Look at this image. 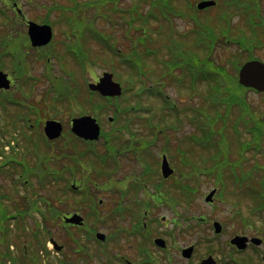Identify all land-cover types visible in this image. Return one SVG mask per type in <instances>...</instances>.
<instances>
[{"label":"rangeland","instance_id":"obj_1","mask_svg":"<svg viewBox=\"0 0 264 264\" xmlns=\"http://www.w3.org/2000/svg\"><path fill=\"white\" fill-rule=\"evenodd\" d=\"M33 1L34 2L39 1V3H37V5H35L33 3ZM69 1L68 0H32L31 1L32 5H29L27 8V12L30 16L29 18L32 17V18H34L33 20H39V19L44 20V19L48 18L51 21H56L57 20V18H56L57 13L52 10L53 6L56 4V2H57V5L64 4V5L69 6L71 3ZM76 1L78 2L77 4L83 3L84 5H87V7H89L90 5H93L94 10L97 8L100 11L101 9L108 8L107 7L108 4L106 3L108 0H76ZM111 1H115V0H111ZM136 1H139V0H119V1L116 0V2L121 4L120 7L123 9H127V8L131 7V4L133 2H136ZM262 3H263V9H264V0H262ZM110 6H111V3H110ZM177 10L182 11V10H184V7H180V9L178 8ZM205 13H208L207 16H209L210 18H215L218 11L210 10V11L205 12ZM263 17H264V11H263L262 18ZM216 18L218 19L219 17L217 16ZM220 19H222V18H220ZM185 21L189 22L188 20H185ZM187 22H184L183 20L176 18L175 26L178 29V31L186 32L188 29V26H190V23H187ZM101 24L103 25V27L106 31L112 30L110 28V25H108L106 21H105V23L99 22L97 27L101 28ZM234 25H237V27H240L239 34H241V35L243 34L242 38H244V35H245V38L250 37L247 39H251V37H253L255 40L257 38V36H262L261 32H260V34L257 33V31H258L257 27H252L250 25L245 24V22L242 20V18H240V16L238 14H237V17H235V20L234 19L232 20L231 29L234 28ZM166 27L167 28L171 27L173 29L172 24L167 25ZM166 27H165V29H166ZM62 28H64L63 25L56 24L55 36H54L55 38H54V41L51 45L52 48L54 47L53 48L54 50L61 48L63 41L65 40L64 36L62 34ZM225 28L229 30L230 26L228 25L224 28H221L220 31H222ZM118 30H120V31L118 32ZM241 30L244 33H242ZM254 32L257 35H254ZM112 34H114L116 36L115 38L118 39V41L120 43L123 42L122 41L123 39L121 38L122 37V29H117V30L114 29ZM86 45L91 49L92 56H99L101 59L102 51L99 49L100 46L98 43H96L95 41H93L90 38H87ZM246 46H249V42H246ZM192 48H194V47L192 46ZM217 52L220 55H226V54H224L226 52H225V49H223V48H220ZM255 54H257L258 56L261 57V59L264 60V48H261V50H258L257 53H255ZM103 59L97 60V63L100 64ZM52 62H53V67H54L52 69V73L60 75L59 65L54 60H52ZM71 65H73L72 61L66 63L65 68L67 70H69ZM42 66H44V60H40V58L35 59L34 57L30 56V66H29V70H28V72L30 74L32 73L33 76H34V74H37V76H39L41 74L40 72L43 70ZM33 69H35L34 72H33ZM87 70H88V67H86L85 69H81L80 72L74 71L73 73H69V72H66L62 69L63 75L60 78H62L65 82H68V84H70V85H72V84L77 85L79 87V91H82V92L84 91L86 93V91H85L86 88H83L84 78L82 77V74L87 72ZM89 71H90V73L87 74V80H92V79H96L97 76H100L103 71H107V68H104V66L99 65L96 68L95 67L92 69L89 68ZM45 81H46L45 79H43V80L37 79L33 83L34 88H36L34 91V94H32L34 96H30L31 97L30 101H32L33 103L34 102L39 103L40 106L42 107V109L43 108L45 109L44 104L46 105V110H44V114L49 113L51 110H54L50 106L47 107L48 104H46L44 102L45 92L51 86L50 85L51 83H49L47 81L49 84H46ZM28 86L30 87V83H28ZM137 87L138 86L133 85V88L131 90H129L128 95H130V93L133 94ZM164 89H165L164 92L167 95H169L171 97V99L174 98L175 100H177L179 107H181L182 104H184V105H186V104L196 105V103H198L197 99L188 98L189 94L186 91H183V90L178 91V90L174 89V87H170L167 85L164 86ZM202 91H206V88L204 86H202ZM30 92L32 93V91H30ZM50 95H52V93ZM53 95H54V93H53ZM39 97H41V99H39ZM38 99H39V102H38ZM68 99H70V98H68ZM247 100L250 103L260 104L262 109L264 110V95H257V94L250 93ZM66 101L68 103L72 104L73 106L76 104V102L72 99H70L69 101L66 99ZM133 102H135V101H133ZM144 103L151 104L148 101H145ZM152 104H151V106L153 107ZM161 108H162V106H159V109H158V105H157L155 108V111L159 112V113H163L164 115H166L168 110H162ZM58 112L52 113V115L53 116L55 115V117L57 119L61 118L63 120H66V118L69 117V114H72L74 112V110L69 111L67 114H65L62 109L58 108ZM107 113H108L107 115H105V114L100 115V118H99V119H101V121H100L101 124L104 126V131H110L111 130V129H109L110 125L106 124V123H107V117L111 116L112 111L108 109ZM74 114L78 115L80 113L77 111V113H74ZM45 115L49 116L48 114H45ZM258 115H259V113H258ZM154 121H155V118H154ZM203 121H204V124H206L214 132L213 135L209 138H207L208 134H206V138L204 140V142L207 145H210L211 147L205 148V147H202L201 145H197V144H191L190 146L186 147L184 133L190 132V134H192V133L196 132V128L194 126L192 128L191 125L189 126V125L185 124L183 126V128L180 129V131H178L174 135L175 141L177 143L183 145V148H185V149L187 148V150H188L183 156L178 158L179 163L184 162V163L188 164L189 166H197L200 164V162L213 159L215 155L218 156L219 153H222L226 150H228L226 152V156H235L236 155V151L233 152L231 150H234V148L236 147L237 140L234 139V137L231 135V133L229 136L226 133H224L227 124L229 122L230 123L232 122L229 115L226 114L225 112H218V113L213 112L212 114L207 113V115L202 116V121L198 119L197 123L203 124ZM217 121L222 122V127H220L219 123L215 124ZM146 124H147V122L145 120H141V122L139 123L138 120L133 119V121L130 122V127H131L130 132L126 131L123 134L122 133H119V134L123 137L124 136L130 137V134L136 135L138 133L141 135L148 134L147 129L143 126V125L147 126ZM224 127H225V129H223L221 131L220 129L224 128ZM155 132H158V131L156 130ZM207 132L208 131H206V133ZM169 134H170V132H169ZM129 137H126V138L128 139ZM38 143H39L40 147L43 144L41 140H39ZM157 143H159V142H157ZM157 143L154 147H152V150L154 151V154H155V160H156V163L154 164L155 167H157V166L159 167V154H160L159 152H160V148H161V146H157ZM79 145L81 146L83 144L79 142ZM79 145H78V147H79ZM99 148H100V150H103L102 144H99ZM43 149L44 150H41V151L44 153L46 150V147H43ZM4 151H5V149H4ZM173 152H175V149L173 150ZM30 156H32V155H30ZM118 159L120 162V168L114 174V176H113L114 179H120V178L125 177L126 182L133 180L132 179L133 176L129 175L131 173V171L132 170L139 171L141 169L138 164H134V162H136L134 159V156L131 153L123 154V155H120L118 157ZM36 164H37V161H35L33 159L29 161V166L32 168H35ZM156 164H157V166H156ZM172 165H174V164L171 163V166ZM172 167L174 168L175 165ZM82 173H86V172H82ZM82 173L79 171V173L77 172V175H76L77 178L80 179L81 182H83L82 179L85 178V175H86V174L84 175ZM132 173H134V171ZM91 174L92 173H90L88 176H90ZM94 181H96L97 183H100V184L102 183L101 179L94 178ZM173 181L174 180L166 181V186H171L173 184ZM0 184L4 185V191L10 190L8 181L4 175L0 177ZM212 187H213L212 181H210L207 177H200L199 178V181L197 184L198 191L194 196L195 199L193 202L195 204V206H193V209L190 208V210H189L190 216H192L194 218H201V217L204 218V222L200 221V223H198L199 224L197 226L198 231L197 230H193V231L188 230V231H183V233H178V231L174 229V233L178 239V243L175 242V244L177 246H183L186 244H195L196 245L197 251H196V256L194 257L195 258L194 260L198 259V255L204 253V248L209 246V244L212 245L214 251L217 249V247H223L224 253H221L219 251L215 252V255L217 257H223V256L227 255L228 251L230 250V247L226 243L228 242V240L234 234L235 231L238 233H239V230L241 231V227H240L239 223L237 221H233V220L231 221L230 220L232 217V213H233L232 201H229V200L222 201V200L218 199L214 202L213 205H208L207 203L204 202L202 195L206 194L209 190H211ZM88 188H93V185H89ZM93 192H95V191H93ZM97 193H98V195H101L106 200V202H108L110 200V197L112 196V193L109 191L106 192V191L101 190ZM14 194H15V196H14L15 199H19L20 195H18L17 193H14ZM44 195L54 196V194L52 193V190L50 188H48V189L45 188V189L41 190V196H44ZM30 196H31V199L34 197L32 195H30ZM155 196H156L155 199L157 201L166 205L167 207L172 209L175 213H177L176 211H177L178 207H180L181 205L184 204V201L182 199H180L181 197L176 195V194L168 195V194L164 193L163 191H160L159 193H155ZM14 197H13V199H14ZM229 198L233 199V196H229ZM249 203H251L250 197L245 198L243 201L241 200V205L244 208V211L247 213H248L249 206H247L246 204H249ZM8 205H9V207H11L9 203H8ZM20 207L23 209L25 207V205L21 202V204L19 205V208ZM169 208H166L165 206L161 205V207L158 210H156L155 213H153L154 215H157L158 217L164 216L166 218V220L164 221L165 230L163 233V236L165 237V239H166V236L164 234L168 233L169 231L172 232L173 225H172L171 221L176 218V215ZM23 210H26V209H23ZM178 210H179V215L182 218H185L187 216L186 213L184 212V211H187L186 208H185V210H183L182 208H179ZM205 218H206V221H205ZM213 220H217V221L221 222L222 224L224 223L223 225H225V229H226L225 232H221L218 235H215L213 233L211 226H210ZM39 221H40L39 218L33 214L31 216L24 218L23 223H24L25 227L28 228V232H30V231L32 232V230L34 228L33 223L34 222L36 223ZM192 222H193V220L191 221V223ZM16 226H17V228L23 230V228L17 222H16ZM107 226H112V223L107 224ZM99 227L103 228L102 225H99ZM50 228L52 231H54L56 228L55 224L53 223L52 226H50ZM152 228H155V230L160 231L159 225H156L155 227L153 225ZM195 229H197V228H195ZM12 230L13 231L11 232L12 233L11 238L14 241V250L13 251L15 252V256L19 257V259H20L19 263L24 264V262H22V261L27 259L28 255H32L33 251H36L35 245L37 242L33 238H31L30 236L27 240L26 235H22L20 232L15 230V226L12 228ZM217 236L219 237L218 239L216 238ZM55 237H56V234H55ZM259 237L264 239V237H262V236H259ZM134 242L135 241H133V243ZM218 244H219V246H218ZM25 245H27L26 246L27 251L24 254V248H25L24 246ZM171 248L172 249H170V256L171 257L173 256V264H185V262L183 261V259L181 258L180 254H179L180 252L177 251V248H174V247H171ZM46 249L48 252H50L49 255H51V259L53 260V258H55L56 255L54 254L53 247H51L50 243L46 244ZM129 249L133 250V247H132V245H129V241H126L125 244L122 245V247L119 250L126 252V250H129ZM252 250L253 249L250 248L249 250L246 251V254L247 255L251 254L253 252ZM261 251L264 252V243L260 247V253H261ZM40 254L42 255V251H39V255ZM159 256H160V253H158V257ZM45 257L46 256H44V258ZM186 264H189V263L186 262ZM219 264H222V263H219Z\"/></svg>","mask_w":264,"mask_h":264},{"label":"trees","instance_id":"obj_2","mask_svg":"<svg viewBox=\"0 0 264 264\" xmlns=\"http://www.w3.org/2000/svg\"><path fill=\"white\" fill-rule=\"evenodd\" d=\"M148 2L149 0H141L139 2L141 5L140 9H138L137 5H135L129 9V11L126 12L125 17H123L129 22L130 27L132 29H136V31L131 33L129 32L130 35L127 37L131 46L130 52L124 55L122 58H114L117 59L118 62L124 63V66L128 67L130 74H134L138 78V87L133 94L130 93V95L126 97L127 103L130 105L128 104L129 106L123 108L122 110L116 107L115 115H120L125 109L127 113L132 114V118H134L135 115L138 116L149 113L150 111L145 108H141L139 103L141 100L142 102H151L153 98L150 96H158L161 98L163 100V106L166 108L170 104L168 96L163 94V91L165 90L163 87L166 86V84H162V80L166 81L167 83L174 82L172 85L177 89H184L195 82L204 81L208 85L211 84L214 88L216 86L217 90L220 92L219 93L215 88L218 94L217 99L219 101L227 103L229 106L236 104L239 100V96L236 92L233 93L230 87L234 78L233 75L236 73L238 65L241 64L242 60L255 58L254 56H256V54L254 49L259 48H254L252 51L251 49L244 50L240 47L242 43L238 42L232 52L227 51L224 53L226 55L218 54L217 51L219 50V47L217 46L220 44L221 39L219 38L216 43V32L220 33L221 28H224L227 24V20L216 18L217 16L219 17L220 13H222L224 10L222 7L221 10H219V8L215 9V11H218L215 18H210L206 13L201 16L202 18L200 19L199 23L197 20L194 21V31L196 34L195 40L197 45V47L194 46L196 47L194 50H192V47H190L187 43L188 41L191 43L193 42L192 35L189 34L191 38L189 35H186L187 37L185 40L183 38L174 39L172 46L167 47L165 54H162L159 51L161 48H156V45H154L158 39L156 40V37L151 35V31H158V33L161 34V37L164 35L165 31L163 32L161 30V28L164 27L163 19L160 13L164 14L166 12V8H168L169 5L168 2H166L158 7V4L151 3L150 7L146 8ZM106 3L108 4L109 1ZM105 10L106 8L101 9L100 11ZM233 10H236L234 5ZM227 11H225L224 14H226ZM239 30L240 27H237L234 31L232 30V32L235 34L234 36L231 34L230 28L229 36L231 38L238 39L240 37ZM226 33V30L222 31L223 36H226ZM179 36L183 37L184 35L180 34ZM223 38L224 37H222V39ZM227 43H231V41L229 40ZM140 46H142L145 50H147L149 47L157 49V54L154 56H156L155 58L158 60L159 68L161 70L159 73L160 83L158 85H148L147 87L141 82L139 78L140 76H145V72L143 71L145 69V64L143 65V61L145 62L146 58H150L148 51L146 54H144V56L138 52V48ZM170 57L171 61H168ZM111 60L116 62L113 60V58ZM241 89L242 88L238 89V93L241 92ZM183 112L186 111L183 109L181 112L177 111L175 114L171 113L173 115L171 122L173 124L180 125L184 115ZM161 124H163L162 121ZM165 126L166 124L161 125L162 129ZM259 133L260 130L258 128H254V134L258 135ZM165 139H169L168 145H166V147H170V135L166 134ZM187 141L189 140L187 139ZM254 143L255 149L261 148L259 140H255ZM173 146L176 148H182L181 144L177 143L176 141L173 143ZM49 159L51 160L50 157ZM258 184L260 189L264 188V177L258 181Z\"/></svg>","mask_w":264,"mask_h":264},{"label":"flooded vegetation","instance_id":"obj_3","mask_svg":"<svg viewBox=\"0 0 264 264\" xmlns=\"http://www.w3.org/2000/svg\"><path fill=\"white\" fill-rule=\"evenodd\" d=\"M25 0H0V10L7 13L9 10L15 13L16 22L27 26L29 18L24 13ZM28 0L26 3H30ZM16 3V5H15ZM21 10V14L17 12ZM10 16V15H9ZM27 36L21 34H0V71L5 73L8 80V87H0V177L5 176L9 187H18L21 193L20 201H23L24 186L29 171V161L34 160V155L30 156V149L38 143L36 137L43 128L46 120L42 115L39 106L34 105L33 111L30 109L29 89L27 82L28 73V41L25 44ZM27 46V51L22 54L12 53L13 50H19ZM38 52V51H37ZM35 107L38 110H35ZM40 122L39 126L30 124V122ZM30 128H34L32 141L30 140ZM41 128V129H40ZM5 149V151H4ZM142 170L136 174L141 177ZM122 179H117L116 184L120 187ZM125 181V177L123 178ZM135 181L136 178H134ZM144 183H151L155 180V175H149L147 172L143 177ZM115 182V181H113ZM137 188L136 182L133 184ZM22 188V189H21ZM13 191V190H12ZM127 194V193H126ZM125 194H118V197ZM127 198V197H126ZM149 217V211L144 215ZM94 228L90 227H67L59 229L56 237L57 246L55 254L57 255L56 264H93L92 260L104 255V251L94 249H104L99 242L93 241ZM111 233L106 236L108 241L111 238L118 240L135 241L132 243L134 250H127L124 254H119L120 264H136L139 245V230L133 227H113ZM66 242H70L67 244ZM116 245V244H114ZM110 244L106 245L109 249ZM119 246V245H116ZM148 250V248H145ZM113 255V253H111ZM110 257V254H106ZM12 264V263H10Z\"/></svg>","mask_w":264,"mask_h":264},{"label":"water","instance_id":"obj_4","mask_svg":"<svg viewBox=\"0 0 264 264\" xmlns=\"http://www.w3.org/2000/svg\"><path fill=\"white\" fill-rule=\"evenodd\" d=\"M213 1H204L199 3V8H204L206 6L213 5ZM35 31L38 33L39 38L34 37ZM44 31V32H43ZM43 32V34H42ZM31 37L33 38V44H45L50 40L51 34L49 27H34L33 30H30ZM36 35V34H35ZM240 83L254 87L258 90H264V63L259 61H248L246 62L240 70L239 73ZM92 89H96L100 91L103 95L115 96L120 94L119 84L112 81L111 74H105L103 78L100 79L98 85H91ZM73 130L79 133V135H84L89 138H96L98 135V127L90 120L89 117H83L81 119L74 121ZM60 132V124L54 122H48L46 127V134L49 137H56ZM220 230L219 226L216 225V231ZM231 243H238L239 247H243L244 240L243 239H233ZM192 248L187 249L184 252V255L190 256ZM205 263H213L211 259H207L203 261Z\"/></svg>","mask_w":264,"mask_h":264}]
</instances>
